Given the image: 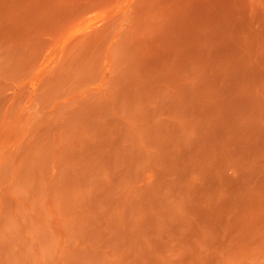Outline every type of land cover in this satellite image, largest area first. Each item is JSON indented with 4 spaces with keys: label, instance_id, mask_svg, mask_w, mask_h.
<instances>
[{
    "label": "rangeland",
    "instance_id": "rangeland-1",
    "mask_svg": "<svg viewBox=\"0 0 264 264\" xmlns=\"http://www.w3.org/2000/svg\"><path fill=\"white\" fill-rule=\"evenodd\" d=\"M0 264H264V0H0Z\"/></svg>",
    "mask_w": 264,
    "mask_h": 264
}]
</instances>
